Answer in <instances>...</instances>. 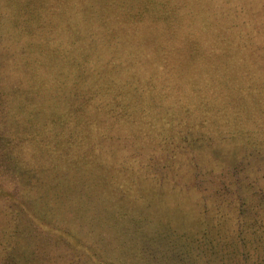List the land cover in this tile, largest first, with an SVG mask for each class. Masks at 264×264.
Listing matches in <instances>:
<instances>
[{"label": "rangeland", "instance_id": "374dc122", "mask_svg": "<svg viewBox=\"0 0 264 264\" xmlns=\"http://www.w3.org/2000/svg\"><path fill=\"white\" fill-rule=\"evenodd\" d=\"M179 5V0H0V224L4 211L18 214L25 204L31 206L33 221L27 224L30 227L19 224L20 228L53 233L56 251L71 257L69 264H264L240 251L231 253L224 245L232 241L242 248L254 213L264 216L257 208L264 195L246 191L250 181L256 183L255 191L259 187L256 177L244 172L247 161L237 164L236 186L227 176H212L214 165L206 166L203 160L193 163L190 176L194 178L187 181L200 190H239L237 199L231 200V212L224 204L221 208L211 204L205 191L203 195L198 192L199 200L166 190L150 192L146 187L163 183L159 164L158 177L130 176L137 169L136 160L129 158L125 163L135 171L124 172L121 163L126 154L137 151V145L117 149V158H112L105 135L97 134L103 128L88 125L90 120L81 118L82 113L72 115L74 96H82L85 105L87 95L94 92L83 83L72 85L73 73L84 68L82 50L91 49L93 39L107 31L120 35L128 27L125 19L184 16ZM50 6L59 8L57 16L45 15ZM112 8L125 12L117 17ZM73 38L72 53L67 47ZM60 39L68 43L61 47V54L53 56L52 48ZM40 53L48 58L47 64H42ZM57 64L62 68H55ZM86 65L91 73L80 70L88 75L81 79L100 76L92 72L91 64ZM166 67L159 63L163 74ZM210 150L203 153L217 157L222 152ZM119 170L124 176L115 177ZM111 186L118 190L112 196ZM39 197L51 204L43 210L49 225L37 220L44 218L37 205ZM217 197L230 200L225 193ZM218 218L223 219L220 226ZM36 258L38 264L50 262L40 253Z\"/></svg>", "mask_w": 264, "mask_h": 264}, {"label": "trees", "instance_id": "16d2710c", "mask_svg": "<svg viewBox=\"0 0 264 264\" xmlns=\"http://www.w3.org/2000/svg\"><path fill=\"white\" fill-rule=\"evenodd\" d=\"M179 1L182 7L179 5L178 9L186 19L181 14L172 19L131 17L125 19L128 27H123L120 35L107 31L93 39L96 41L91 49L82 50L80 65L84 68L80 70L91 73V67L86 65L89 63L92 72L100 76L85 80L81 77L87 74L79 73L80 70L73 73L72 85L83 83L94 92L87 95L85 105L82 96H74L76 111L72 115L82 113L81 118L90 120L88 125L103 128L97 134L105 135L112 158H117V149L137 145V151L126 154L127 159L121 163L124 172L136 170L130 176L158 177L159 164L163 183L146 187L150 192L166 190L199 200L198 192L203 195L205 191L211 204L217 208L224 204L231 212V200L237 199L239 190L234 187L228 191L221 187L219 192L213 187L210 191L200 190L187 181L194 178L190 176L193 163L203 160L206 166L214 165L212 176L217 179L227 176L236 186L237 164L244 160L249 166L244 172L255 176L259 185L255 191L257 185L250 181L246 191L264 195V0ZM51 6L45 15L57 16L59 8ZM120 12L125 10L112 8L114 16L118 17ZM64 41L60 39L52 48L53 56L61 54V47L68 42L67 49L73 53L74 38L71 42ZM95 47L102 49L104 56L102 52H90ZM39 56L42 64L48 63L42 53ZM61 63L65 66L66 61L63 59ZM159 63L167 66L165 74L159 70ZM55 68L62 66L57 64ZM60 77L71 82L69 77ZM224 116L229 118L223 119ZM210 149L222 152L217 157L203 153L211 152ZM129 158L136 160L137 169L126 168ZM124 172L119 170L114 176H124ZM117 191L111 186V196ZM219 193H225L230 200H219ZM44 198L39 197L37 204L44 218H35L49 225L44 211L51 204ZM261 200L257 208L264 214V199ZM29 204L32 205V200ZM25 206L18 214L4 211L0 224V264H38V253L49 259L48 264L71 263V257L56 251L53 233L40 234L27 229L34 215L29 216L31 206ZM258 212L249 221L242 248H236L232 241L224 244L231 253L240 251L248 259L264 260V216L259 217ZM222 221L218 218L217 226ZM23 223L27 225L24 229L20 228ZM41 245L46 247L44 251Z\"/></svg>", "mask_w": 264, "mask_h": 264}]
</instances>
